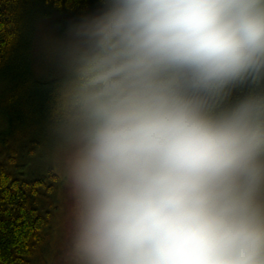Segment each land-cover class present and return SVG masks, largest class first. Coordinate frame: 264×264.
Segmentation results:
<instances>
[{
  "label": "clouds",
  "instance_id": "clouds-1",
  "mask_svg": "<svg viewBox=\"0 0 264 264\" xmlns=\"http://www.w3.org/2000/svg\"><path fill=\"white\" fill-rule=\"evenodd\" d=\"M55 71L54 264H264V0H97Z\"/></svg>",
  "mask_w": 264,
  "mask_h": 264
},
{
  "label": "trees",
  "instance_id": "trees-1",
  "mask_svg": "<svg viewBox=\"0 0 264 264\" xmlns=\"http://www.w3.org/2000/svg\"><path fill=\"white\" fill-rule=\"evenodd\" d=\"M97 0H0V264H32L50 249L63 180L44 143L51 132L56 85L36 74L37 40L58 49L63 27ZM53 55V53H52ZM59 77V73L47 80ZM43 79V80H41ZM3 86V84H2ZM264 87L246 81L237 93Z\"/></svg>",
  "mask_w": 264,
  "mask_h": 264
},
{
  "label": "rangeland",
  "instance_id": "rangeland-1",
  "mask_svg": "<svg viewBox=\"0 0 264 264\" xmlns=\"http://www.w3.org/2000/svg\"><path fill=\"white\" fill-rule=\"evenodd\" d=\"M38 43H36L35 47V61H36V74L38 77L42 78L40 75V71L43 70L46 66L52 71V76L58 74V72L55 71V65L58 57V49H51L50 42L46 43L45 37H43L42 42H39V39L37 40ZM53 53V55H52ZM49 76L46 79L52 77ZM45 79V80H46ZM43 80V79H41ZM3 84V86H2ZM2 84L0 83V96L1 93L4 90L5 83L2 81ZM2 109L0 105V136L3 135L4 131L8 129L7 121H5V118L2 117L1 114ZM5 149L6 147L2 145V142H0V150ZM45 151L48 149L51 150V154L48 158L52 157V160H54L56 167L58 169V172L63 180V174H62V168H61V156H62V150L58 145L57 138H53L48 142L44 143ZM63 187L60 190V203H59V209H58V215L56 217L57 222V229L54 233V241H52V245L49 249V251L42 256L39 260H37L35 263L32 264H54V260L56 256L59 253V250L61 249L62 245L64 244L65 238H66V230H67V211L69 207V198L67 195V190L64 186V180H63Z\"/></svg>",
  "mask_w": 264,
  "mask_h": 264
}]
</instances>
